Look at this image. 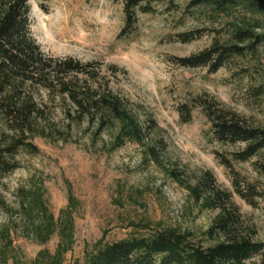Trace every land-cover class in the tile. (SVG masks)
Instances as JSON below:
<instances>
[{
  "label": "rangeland",
  "instance_id": "rangeland-1",
  "mask_svg": "<svg viewBox=\"0 0 264 264\" xmlns=\"http://www.w3.org/2000/svg\"><path fill=\"white\" fill-rule=\"evenodd\" d=\"M125 1L29 0L32 31L46 53L101 64L112 89L140 120L154 122L143 141L128 140L118 147L110 131L95 136L94 127L84 123L70 132L69 140L56 132L53 139L35 137L37 153L20 149L13 158L17 168L0 178V230L9 229L20 264H46L37 262L40 253H56L63 241L56 231L42 243L27 229L24 192L41 190L57 218L65 220L70 213L73 241L62 264H76L101 238L113 242L148 235L156 227L201 235L214 213L202 207L189 186L205 170L233 192L239 209L257 228V238L264 240V196L256 205L239 196L234 174L218 157H232L246 143L215 140L208 117L211 104L264 128V42L213 73L207 66L185 67L175 60L199 53L216 39L227 41L236 25L250 23L264 33V13L242 6L218 12L211 5L193 6V0L152 1L154 10H138L133 31L120 37ZM195 30L202 31L195 39L180 40V33ZM184 104L192 108L189 121L181 115ZM53 109L57 128L65 130L61 106ZM232 162L243 183L264 191V149Z\"/></svg>",
  "mask_w": 264,
  "mask_h": 264
},
{
  "label": "trees",
  "instance_id": "trees-1",
  "mask_svg": "<svg viewBox=\"0 0 264 264\" xmlns=\"http://www.w3.org/2000/svg\"><path fill=\"white\" fill-rule=\"evenodd\" d=\"M152 1L161 0L125 1L126 20L120 37L131 34L138 10H154ZM192 5H211L218 12L242 6L252 13H264V0H193ZM201 32L186 31L179 38L187 42ZM261 42L264 33L256 32L250 23L236 25L227 41L216 39L199 53L175 60L185 67L207 66L213 73L233 56L252 51ZM102 68L93 61L46 53L32 31L29 0H0V178L17 168L13 158L20 149L39 152L35 137L53 139L57 132L66 141L70 132L84 123L88 128L94 127L95 136L110 131L116 147L128 140L145 139L153 119L141 121L128 101L112 89ZM55 104L64 112L65 130L58 129L53 119ZM208 107L210 131L215 140L246 143L232 157L223 153H218V157L234 174L235 192L256 205L264 191L256 184L243 183L232 160L246 161L264 149V128L247 124L233 111L216 109L211 104ZM180 110L183 120L192 118L188 105L184 104ZM189 188L202 207L214 213L201 235L190 229L156 227L148 235H131L113 242L101 238L85 260L76 264H264V240L257 238V228L239 209L233 192L222 187L210 170L203 171ZM22 205L27 229L42 243L48 242L56 231L63 239L56 253L44 250L37 262L62 264L63 255L73 241L70 213L65 220L55 217L41 190L24 192ZM0 244V264H20L8 228L0 230Z\"/></svg>",
  "mask_w": 264,
  "mask_h": 264
}]
</instances>
